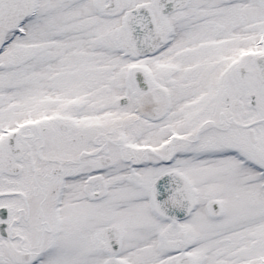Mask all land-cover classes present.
Segmentation results:
<instances>
[{
  "label": "snow or ice",
  "instance_id": "1",
  "mask_svg": "<svg viewBox=\"0 0 264 264\" xmlns=\"http://www.w3.org/2000/svg\"><path fill=\"white\" fill-rule=\"evenodd\" d=\"M0 264H264V0H0Z\"/></svg>",
  "mask_w": 264,
  "mask_h": 264
}]
</instances>
